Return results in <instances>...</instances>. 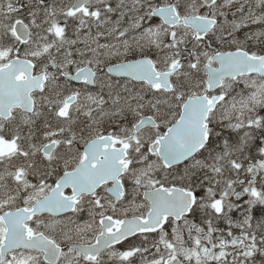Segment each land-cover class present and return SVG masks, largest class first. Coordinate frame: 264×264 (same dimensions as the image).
Returning a JSON list of instances; mask_svg holds the SVG:
<instances>
[{"label":"snow or ice","instance_id":"obj_1","mask_svg":"<svg viewBox=\"0 0 264 264\" xmlns=\"http://www.w3.org/2000/svg\"><path fill=\"white\" fill-rule=\"evenodd\" d=\"M0 264H264V0H0Z\"/></svg>","mask_w":264,"mask_h":264}]
</instances>
